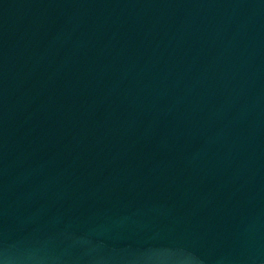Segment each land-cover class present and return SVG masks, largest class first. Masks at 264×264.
Returning a JSON list of instances; mask_svg holds the SVG:
<instances>
[{
  "label": "water",
  "instance_id": "water-1",
  "mask_svg": "<svg viewBox=\"0 0 264 264\" xmlns=\"http://www.w3.org/2000/svg\"><path fill=\"white\" fill-rule=\"evenodd\" d=\"M0 264H264V0H0Z\"/></svg>",
  "mask_w": 264,
  "mask_h": 264
}]
</instances>
